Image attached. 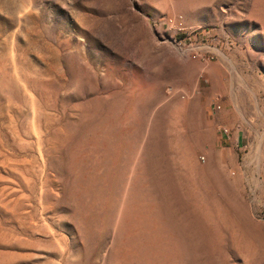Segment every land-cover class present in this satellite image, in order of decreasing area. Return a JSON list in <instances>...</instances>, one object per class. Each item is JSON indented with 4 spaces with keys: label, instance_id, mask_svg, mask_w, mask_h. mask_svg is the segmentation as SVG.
<instances>
[{
    "label": "rangeland",
    "instance_id": "374dc122",
    "mask_svg": "<svg viewBox=\"0 0 264 264\" xmlns=\"http://www.w3.org/2000/svg\"><path fill=\"white\" fill-rule=\"evenodd\" d=\"M0 264H264V0H0Z\"/></svg>",
    "mask_w": 264,
    "mask_h": 264
}]
</instances>
